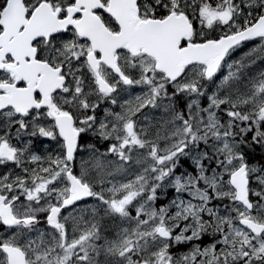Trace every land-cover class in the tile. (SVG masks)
I'll use <instances>...</instances> for the list:
<instances>
[{
	"label": "snow or ice",
	"instance_id": "1",
	"mask_svg": "<svg viewBox=\"0 0 264 264\" xmlns=\"http://www.w3.org/2000/svg\"><path fill=\"white\" fill-rule=\"evenodd\" d=\"M0 264H264V0H0Z\"/></svg>",
	"mask_w": 264,
	"mask_h": 264
},
{
	"label": "rangeland",
	"instance_id": "2",
	"mask_svg": "<svg viewBox=\"0 0 264 264\" xmlns=\"http://www.w3.org/2000/svg\"><path fill=\"white\" fill-rule=\"evenodd\" d=\"M185 167H187V166L185 165ZM161 199L163 200L164 198L162 197Z\"/></svg>",
	"mask_w": 264,
	"mask_h": 264
},
{
	"label": "flooded vegetation",
	"instance_id": "3",
	"mask_svg": "<svg viewBox=\"0 0 264 264\" xmlns=\"http://www.w3.org/2000/svg\"><path fill=\"white\" fill-rule=\"evenodd\" d=\"M188 167V165H186Z\"/></svg>",
	"mask_w": 264,
	"mask_h": 264
}]
</instances>
